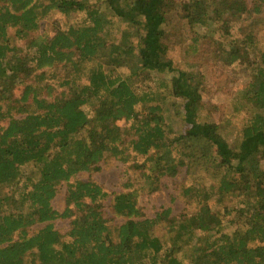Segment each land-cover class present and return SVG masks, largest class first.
Here are the masks:
<instances>
[{
  "label": "trees",
  "instance_id": "1",
  "mask_svg": "<svg viewBox=\"0 0 264 264\" xmlns=\"http://www.w3.org/2000/svg\"><path fill=\"white\" fill-rule=\"evenodd\" d=\"M263 11L264 0H0V264H264V41L247 24ZM52 13L66 23L39 33ZM201 59L249 72L219 117ZM107 156L137 180L108 194L75 179ZM182 171L196 212L147 218L138 193ZM107 198L122 223L103 216ZM66 219V233L54 228Z\"/></svg>",
  "mask_w": 264,
  "mask_h": 264
},
{
  "label": "rangeland",
  "instance_id": "2",
  "mask_svg": "<svg viewBox=\"0 0 264 264\" xmlns=\"http://www.w3.org/2000/svg\"><path fill=\"white\" fill-rule=\"evenodd\" d=\"M250 5V0H248ZM83 17L82 14L75 16L70 22H79ZM66 23L58 13H52L47 18L41 21L39 33H46L51 36L54 29ZM247 24L253 32L254 37L259 41H264V11L252 19H248ZM239 24L233 23L224 26L226 34L230 36L236 35ZM21 46V43L19 44ZM179 50H173V56H178ZM184 60V59H183ZM200 65L207 66V85L203 93V102L206 105H211L216 110L215 116L219 117L228 110L232 95L236 90L244 87L248 81L249 72L240 68L227 69L219 65H212L207 59H201ZM125 76L128 73L127 68L117 70ZM20 93V89L15 91V97ZM3 124H0V126ZM120 128L126 127L123 121L116 122ZM264 166V160L262 162ZM138 171L133 169L129 164L123 165L110 156H107L98 165L95 171L82 172L76 175L75 179L79 181H93L97 183L106 193H118L124 185L129 181H136ZM196 182L195 178H189L183 171L173 177H163L160 181V187L153 193L140 192L138 193V206L141 212L147 218H153L156 214L163 210H169L168 218L177 219L179 217L190 216L196 212V206L182 194V188L189 186L192 182ZM197 183L204 184L201 179ZM66 184L60 183L57 187V192L52 200L54 210L61 212L65 207ZM109 198L103 201V216L112 221V224H120L122 220L114 218ZM54 228L61 233H66L69 229V220H56L53 222ZM33 226L31 230L38 228ZM232 229H224L228 233ZM228 231V232H227Z\"/></svg>",
  "mask_w": 264,
  "mask_h": 264
}]
</instances>
